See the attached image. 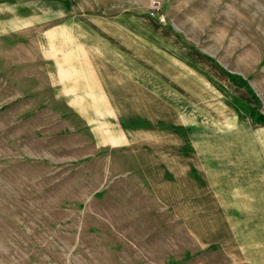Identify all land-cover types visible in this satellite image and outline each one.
<instances>
[{
    "label": "rangeland",
    "instance_id": "1",
    "mask_svg": "<svg viewBox=\"0 0 264 264\" xmlns=\"http://www.w3.org/2000/svg\"><path fill=\"white\" fill-rule=\"evenodd\" d=\"M158 3L162 22L84 21L82 52L67 34L50 54L42 0L30 30L26 4L4 8L20 17L0 36V264H264V0ZM120 110L171 118L195 145L188 164L239 175L224 181L227 213L142 158L153 134L116 139Z\"/></svg>",
    "mask_w": 264,
    "mask_h": 264
},
{
    "label": "crops",
    "instance_id": "2",
    "mask_svg": "<svg viewBox=\"0 0 264 264\" xmlns=\"http://www.w3.org/2000/svg\"><path fill=\"white\" fill-rule=\"evenodd\" d=\"M152 1L160 2L164 0H59V14L56 15L54 9H51L49 2H47V0H42V10L39 11V18L37 21H42L44 25H46V29H44L43 31L44 53L46 52L50 54V51L52 49L51 44L60 43L59 41H61V38L63 39V37L67 36V34L69 37H73L75 39V45H79V43L83 44V38H92L94 32L90 31L89 29L83 28L82 22L84 21H91L96 23L102 22L103 24H109L115 21L138 22L145 19L157 20L155 17H151L148 15V10L150 7L149 5ZM35 2L36 0H0V36L3 35L2 32H4L6 29L12 30V32H14V29L18 30L19 28L18 22L20 15L18 9H15L14 14L10 15V23L9 17L7 15L4 20V8L10 7L11 9H13L18 8L22 4H26L27 11L24 15V19L27 23L26 28L30 30L35 26L36 23ZM83 5H85V7H83ZM4 21L7 22L6 25H4ZM52 21H54V23L56 24H48L47 26V23H51ZM52 36H54L53 39ZM82 44L81 46H78L80 52H82ZM92 47L93 46H89V50L91 52L98 53V51L93 50ZM110 48V51L108 50L105 52L113 53V48ZM150 54H154V52ZM50 59L51 58L49 57V62ZM105 64L106 66H108V61ZM74 69L77 70L78 67H74ZM109 100H111L112 102H128L139 101L141 99L139 97L136 98L134 95L130 94H118L116 96H113ZM121 111L122 110H120V113ZM134 114V112H122L120 114V124L128 134L126 137L120 135L119 138H115L120 141L121 138H125L129 141L132 140V142H134L135 140L146 138L153 134L156 140L154 143L155 148H139L140 146L137 147L136 145H131L129 146V149L134 150L136 148H139L145 150L144 154L139 151L140 154H142V158H151L153 156L155 159V163L158 166H165V169H162V167L160 169L161 177L163 176V174H170L169 180L171 182L175 181L178 176L179 178H184L185 181L188 182L186 188L183 189L184 186L182 188L186 191L185 198L190 200L197 198L200 202L202 200L203 207L208 208L206 212L209 213L213 211L210 198H219L218 207H220V209L222 208V213H227L228 210L225 211L223 209L225 207H223L222 199H227L224 201V205H227V201L229 200L227 198V194L230 193L228 192L229 189L227 188V184L224 185V181L225 183L226 181L238 182L239 180H242L240 176L231 173L224 174L222 169L219 168V170L216 171L210 166H204L202 168V172L200 173L199 167H196L194 162L188 164L189 158H191L190 156L195 154L193 152L195 149V145L192 142L180 141V130L178 124L175 121H173L171 118H168L167 116L163 117V114H160L159 117H156V124H154V126L145 123L144 125H141V122L145 118L149 119V116H135ZM183 149H187V154H184L186 155V159H184L186 160V164H183L185 166L180 171L179 168H181L182 166L179 165V157L183 158V155L180 153V150ZM152 150L153 153H150L149 151ZM163 180L166 181V178H163ZM216 183H218L219 185H217ZM239 190L240 188L238 189V187L235 186V193Z\"/></svg>",
    "mask_w": 264,
    "mask_h": 264
},
{
    "label": "trees",
    "instance_id": "3",
    "mask_svg": "<svg viewBox=\"0 0 264 264\" xmlns=\"http://www.w3.org/2000/svg\"><path fill=\"white\" fill-rule=\"evenodd\" d=\"M222 71H224L229 79L233 81L237 86L239 87H244L248 93H250L252 96L254 95L252 87L249 85V83L244 80L242 77L234 75L232 73H228L225 69L221 68Z\"/></svg>",
    "mask_w": 264,
    "mask_h": 264
},
{
    "label": "built area",
    "instance_id": "4",
    "mask_svg": "<svg viewBox=\"0 0 264 264\" xmlns=\"http://www.w3.org/2000/svg\"><path fill=\"white\" fill-rule=\"evenodd\" d=\"M161 5L157 1H153L150 9L148 10V15L151 17H155L158 21H164V14L160 13Z\"/></svg>",
    "mask_w": 264,
    "mask_h": 264
}]
</instances>
